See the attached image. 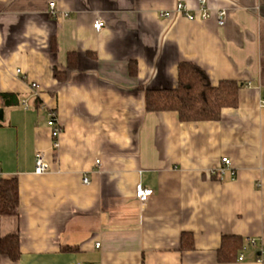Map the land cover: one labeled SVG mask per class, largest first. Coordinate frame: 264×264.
I'll list each match as a JSON object with an SVG mask.
<instances>
[{
	"label": "crops",
	"instance_id": "crops-1",
	"mask_svg": "<svg viewBox=\"0 0 264 264\" xmlns=\"http://www.w3.org/2000/svg\"><path fill=\"white\" fill-rule=\"evenodd\" d=\"M206 2L227 12L224 26L177 14L199 0H0V94L19 101L0 99V176L19 183L18 215L0 216V239L17 234L21 250L0 264H261L264 0ZM70 52L77 68L59 81ZM181 62L214 86L243 84L238 107L217 122L148 112L145 90L176 88ZM50 110L63 130L57 151ZM38 153L51 164L42 175ZM138 184L153 191L145 205ZM224 236L244 240L234 261L221 260Z\"/></svg>",
	"mask_w": 264,
	"mask_h": 264
},
{
	"label": "trees",
	"instance_id": "trees-1",
	"mask_svg": "<svg viewBox=\"0 0 264 264\" xmlns=\"http://www.w3.org/2000/svg\"><path fill=\"white\" fill-rule=\"evenodd\" d=\"M52 51L57 50L54 38L50 41ZM132 75L136 73V64H130ZM77 68V55L67 54V70L54 69V78L66 79L68 72ZM244 85L230 80L221 81L217 86L211 83L208 74L192 62L178 65V84L174 89L145 90V108L148 112H176L182 123L217 122L222 118L225 108L238 107V94ZM3 106L19 104L12 94H0ZM38 104V100H36ZM19 212V183L16 178L6 179L0 176V216L14 217ZM244 240L239 236H224L220 256L222 261H234L243 249ZM0 255L12 262L21 256L20 238L17 234L0 239Z\"/></svg>",
	"mask_w": 264,
	"mask_h": 264
},
{
	"label": "built area",
	"instance_id": "built-area-1",
	"mask_svg": "<svg viewBox=\"0 0 264 264\" xmlns=\"http://www.w3.org/2000/svg\"><path fill=\"white\" fill-rule=\"evenodd\" d=\"M200 3V7L198 8V10L195 13H190L189 10L186 8V6H184L183 4L179 3L176 7V12L178 15H182L185 18H187L188 20H209L211 19L213 16L215 17V20L217 21L219 26H224L227 22V12L225 10H221L218 12L213 13L208 7H207V2L206 0H199ZM49 13L50 15H55L56 13V6L54 3L50 4L49 7ZM105 24L102 20L97 19L94 24V30L96 32H100L103 28H104ZM18 73H20V70H18ZM37 86L34 84L33 88H36ZM262 105L264 106V101L262 102ZM23 106L27 109L28 103L24 102ZM47 125L51 130V138H52V147L55 151H57L60 147V136L63 132L62 127L60 125V123L58 122L57 119V113L55 110H50L48 111V121H47ZM97 164H99V161L96 162ZM222 163L225 166V168H229L231 167V161L228 158H223L222 159ZM225 168H222L220 170V174L223 175L224 174V170ZM51 170V164L50 162L47 160L46 156L42 153H38L36 155V162H35V174L37 175H42L45 174L47 172H49ZM232 179H234L235 173L232 172ZM83 183L84 184H89L90 180L89 177L86 176L83 178ZM136 199L138 200V202L141 205H145L149 199L152 197L153 195V191L147 187H144L141 184H138L136 186ZM248 244L251 245H255L256 240L253 238H249L247 240ZM97 247H100V244H97ZM243 259V255L241 254L239 257V260ZM258 262L261 264H264V247L261 249V257L258 259ZM73 264H82V263H73Z\"/></svg>",
	"mask_w": 264,
	"mask_h": 264
}]
</instances>
